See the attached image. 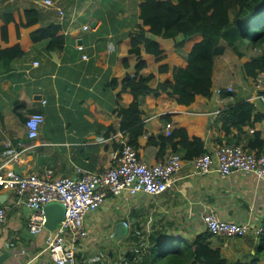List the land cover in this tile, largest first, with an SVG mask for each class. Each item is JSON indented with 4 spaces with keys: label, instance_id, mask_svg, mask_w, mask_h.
I'll return each mask as SVG.
<instances>
[{
    "label": "crops",
    "instance_id": "obj_1",
    "mask_svg": "<svg viewBox=\"0 0 264 264\" xmlns=\"http://www.w3.org/2000/svg\"><path fill=\"white\" fill-rule=\"evenodd\" d=\"M41 1L0 0V162L15 155V170L42 174L50 169L55 178L74 177L79 168L103 170L114 164L122 144L129 142L118 113L134 96L130 88H123V80L136 75L137 79H148L151 88L174 82V68L187 66V54L202 35L195 34L182 47H176L181 35L165 38L151 34L145 26L146 36L157 41L162 52L154 55L140 43L136 53L131 33L138 28L143 0H53L63 14ZM31 7L40 14L35 23L27 25L25 13ZM85 24L88 29L83 28ZM35 33H40L38 40L33 39ZM51 34L64 39L61 48L55 47V41L49 46ZM79 45H83L82 50ZM225 83L214 76L213 70L211 95H196L188 105L167 91L140 95L144 133L137 142L139 158L155 164L175 151L172 143L163 144L161 149L158 142V135L169 136L166 123L171 124L172 131L183 128L190 138L200 137L207 150L227 141L246 145L254 131L264 139V121L245 126L241 132L232 128L226 135L223 115L236 97L253 102L264 112V96L217 93V88L224 90L229 85ZM36 111L42 112L45 120L39 134L29 138L25 120ZM188 160L184 159L164 193L150 196L123 192L109 196L97 210L88 213L85 223L89 235L79 246L78 264H127L124 256L133 248V259L140 257L149 240L133 233L140 224L136 219L143 207L135 202L139 198L148 200L149 212H161L162 218L155 213L147 224L170 228L168 236L158 237L165 241L172 236L181 243L194 240L205 231L200 217L206 211L228 221L264 225V179L242 171L225 177L216 172L193 174ZM0 206L6 210L0 226V264H55L43 251L45 232L34 234L29 230L33 210L2 188ZM125 220L131 223L130 229L124 226ZM259 240L260 236L251 233L209 239L227 264L254 259L256 264H264V256L257 254Z\"/></svg>",
    "mask_w": 264,
    "mask_h": 264
},
{
    "label": "trees",
    "instance_id": "obj_2",
    "mask_svg": "<svg viewBox=\"0 0 264 264\" xmlns=\"http://www.w3.org/2000/svg\"><path fill=\"white\" fill-rule=\"evenodd\" d=\"M14 7L11 6V9ZM139 8L138 28L131 33L132 50L136 53H139L140 43H144L146 50L154 55H160L162 52L159 43L146 36L145 26H149L151 34L165 38L176 39L181 35L182 40L175 43L176 47H182L185 41L195 34H201L202 39L194 43L188 52L187 66L184 69L174 68V82L165 81L151 88L148 85L149 80L143 77L137 79L136 75H133L123 80V88H130L134 99L118 114L122 116L121 126L126 129L129 143L135 148L139 136L144 133L138 102L140 95H157L161 91H167L171 95H177L178 100L186 105L193 102L196 95L209 97L212 93L216 57L223 55L226 48L239 58H249L243 63L245 76L257 78L264 72V0H143ZM25 14L26 24L30 25L37 21V14L40 13L35 7H31L26 9ZM2 30L4 34L6 28L3 26ZM39 38L40 33L33 35L34 40ZM54 41L57 48L64 44L62 37L51 34L49 46H54ZM142 65L141 61L139 68ZM219 89L220 94H235L233 89L229 90L227 87L224 90ZM223 117V128L228 135L232 128L241 132L245 126L252 127L255 122L264 121V112L253 102L239 101L236 98ZM157 138L160 140L158 142L161 149L163 144L172 143L174 152H182L180 154L184 159L190 160L207 151L200 137L190 138L183 128H176L169 136L158 135ZM244 146L258 152L264 146V139H260V133L254 131ZM146 237L149 240L148 247L137 259H133L132 254H129L127 264H227L220 250L211 246V234L207 231L197 235L192 241L182 243L175 241L173 236L167 241L161 240L157 235ZM257 254L264 256V233L260 236ZM256 262L254 259L239 264Z\"/></svg>",
    "mask_w": 264,
    "mask_h": 264
},
{
    "label": "built area",
    "instance_id": "obj_3",
    "mask_svg": "<svg viewBox=\"0 0 264 264\" xmlns=\"http://www.w3.org/2000/svg\"><path fill=\"white\" fill-rule=\"evenodd\" d=\"M41 3L57 7L53 0H42ZM57 8L63 14L62 8ZM83 28L88 29L89 25L85 24ZM78 49L82 50L83 45ZM83 58L86 59L87 55L83 54ZM227 88L233 89L231 86ZM216 90L220 93L219 88ZM44 120L42 112L28 115L25 125L29 138L39 134ZM165 131L167 135L171 134L170 123H166ZM183 161L180 153L173 152L165 161L148 164L139 158L136 148L125 141L114 164L109 167L93 172L79 168L74 177L55 178L50 169L42 174L15 170L12 164L16 162V156L13 155L6 162H0V188L13 192L33 210L28 220L29 230L34 234L45 232L43 251L55 264H78L79 246L89 235L85 223L88 213L97 210L109 196H120L123 192L150 196L164 193ZM188 161L193 174L216 172L225 177L233 171H242L264 179V146L257 152L239 144L222 143ZM50 202H59L65 209L62 220L53 230L45 227L44 207ZM5 218L6 210L0 206V226ZM200 220L204 230L213 237L246 236L249 233L259 237L264 233L261 223L251 225L228 221L212 212L202 213ZM123 224L131 228L129 221L125 220Z\"/></svg>",
    "mask_w": 264,
    "mask_h": 264
},
{
    "label": "rangeland",
    "instance_id": "obj_4",
    "mask_svg": "<svg viewBox=\"0 0 264 264\" xmlns=\"http://www.w3.org/2000/svg\"><path fill=\"white\" fill-rule=\"evenodd\" d=\"M226 50L223 55L216 57L215 65L213 68L214 76L216 78L225 80L226 83L224 85H227V83H229L228 86H231L233 88V93L237 94L238 96L244 92L245 93L251 92L256 96L257 95L264 96V72L259 74V77L257 78H252L248 76L246 77L244 75L243 63L247 62L249 58L247 57L239 58L229 48H226ZM135 202L140 203V205L142 204L143 207L141 206L140 208L141 210H139L138 212V217L136 220H139L140 224L137 227H135V231L133 232L134 235L139 238L142 236L146 237L149 235H157L158 237H163V238L168 236V233H170L169 232L170 228L164 227L163 225L154 228L147 224L151 220V218H153L155 213L159 214L162 218L161 212L159 211L149 212L147 210L148 200L146 198H139L135 200ZM136 220L135 222L137 223ZM130 245L133 246L134 244H130ZM134 250L136 249L135 248H133V250L128 249L126 255L124 256L126 262L128 258H130L129 254H132Z\"/></svg>",
    "mask_w": 264,
    "mask_h": 264
},
{
    "label": "water",
    "instance_id": "obj_5",
    "mask_svg": "<svg viewBox=\"0 0 264 264\" xmlns=\"http://www.w3.org/2000/svg\"><path fill=\"white\" fill-rule=\"evenodd\" d=\"M95 25L93 22L92 26ZM64 206L59 202H50L44 207L45 215V227L49 230H53L57 223L62 220L64 216Z\"/></svg>",
    "mask_w": 264,
    "mask_h": 264
}]
</instances>
